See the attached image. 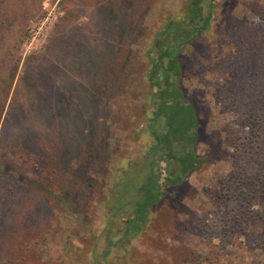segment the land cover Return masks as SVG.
<instances>
[{
	"label": "trees",
	"instance_id": "16d2710c",
	"mask_svg": "<svg viewBox=\"0 0 264 264\" xmlns=\"http://www.w3.org/2000/svg\"><path fill=\"white\" fill-rule=\"evenodd\" d=\"M77 1L87 4V0ZM253 1L250 5H243L253 17L250 24L234 15L230 18L232 24L224 31L214 28L217 0H184L182 5L169 10L164 6L161 22L144 52L145 63L139 65L135 76L128 67L131 64L130 55L119 63L117 69L111 67V64L117 63V54L110 48L100 53L86 46L84 61L78 66H70L79 74L89 66V62L97 61L93 76L98 77L100 82L92 83L87 91L92 96L86 103L83 102L86 119L79 114L77 106L69 107V130L54 124L50 127L49 138L40 139L46 146L48 157L42 166L46 170L40 175L42 177L23 181L21 176L1 167L4 175L17 176L22 183L43 194L52 208L49 216L55 217L61 206H66L72 215L77 216L78 222L68 224L66 229L68 240L64 251L68 253L63 264H151L134 247V242L152 247L158 243L164 245L170 260L165 264L220 262V253L210 257L182 245L181 240H178L176 250H171L169 242L189 230V221L179 218V214H185V209L177 204L175 193L185 190L188 179L216 161L221 151L216 137L207 144L204 153L197 151L199 143L206 144L209 140H206L207 134L203 130V109L200 108L204 92L190 90L184 82L195 76L197 80L201 79L196 87L206 85L198 72L201 68L198 59L201 62L208 58L207 62L224 71L227 78V83L216 87L214 94L211 90L215 103L220 104L222 100L224 106L232 111L238 104L244 103L251 59L264 48V0ZM41 2L0 0V120L20 63L16 52L21 34L19 23L35 14ZM74 2L60 0L61 4ZM96 4L103 8L114 33L130 37L136 35L135 14L139 0H101ZM212 32L216 34L214 42L201 46ZM54 36L48 49L55 50L57 47L58 34ZM197 46L206 52L198 56ZM224 48L228 53L220 57ZM260 67L261 63L255 65L253 75L258 84L263 75ZM69 84L77 92H82L77 85ZM129 85L137 86V92L146 100L134 106L133 110L139 111L140 119L133 123V130L116 140L111 149L107 133L97 128L95 114L104 94L126 90ZM259 100L245 111L255 132L260 131L262 117ZM122 138L133 144L140 143L141 150L133 155L127 144L122 147ZM20 152L22 158L30 157L26 150ZM238 157L241 158L240 155ZM35 162L39 164L37 159ZM57 163L60 178L52 176ZM257 198L261 196L256 192V202ZM97 217L99 225L90 229L89 224L94 225ZM248 217L247 220L258 222L264 228V209L260 208V203L254 204ZM244 222L245 219L241 220L236 230L238 234L246 230V226H242ZM56 233L55 228L48 225L43 234L26 240L22 246L13 244L16 233L4 237L9 243L2 242L0 238V264L41 260L45 253L41 244L55 239ZM252 240L264 253V232L252 235Z\"/></svg>",
	"mask_w": 264,
	"mask_h": 264
},
{
	"label": "rangeland",
	"instance_id": "374dc122",
	"mask_svg": "<svg viewBox=\"0 0 264 264\" xmlns=\"http://www.w3.org/2000/svg\"><path fill=\"white\" fill-rule=\"evenodd\" d=\"M100 1L87 0V4L83 5L77 0L70 4H61L60 0H42L39 10L19 23L21 34L18 36L20 42L16 52L20 63L0 120V238L2 242L9 243L4 237L16 233L17 238L12 240L13 244L22 246L26 240L43 234L48 225H52L57 232L55 239L41 244L45 251L41 260L20 262V258L16 257L19 264H63L68 253L64 251L68 240L66 229L68 224L78 222L77 216L72 215L66 206H61L52 220L49 216L52 208L43 194L31 185L22 183L17 177L21 176L26 181L42 177L40 175L45 173L42 166L48 157L46 146L40 139L49 138L50 127L54 124L69 130V107L77 106L79 114L84 119L87 117L83 111V102L86 103L89 96H92L87 91L92 83L100 82L98 77L93 76L97 61L89 62V66L79 74L71 70L70 66H78L79 62L84 61L83 50L86 46L100 53L110 48L117 54V63L111 64V67L117 69L119 63L130 55L131 64L128 67L135 76L139 65L145 63L144 52L149 48L151 38L161 22L162 8H177L184 0H139L135 14L138 30L131 37L124 33H114L103 8L96 4ZM253 2L217 0L215 30L224 31L232 24L230 18L234 15L250 24L253 17L243 5ZM236 3L238 6L231 12ZM57 34L56 49H48ZM9 39L11 42L12 38ZM207 39L201 46L214 42L216 34L212 32ZM197 47L198 56L206 52L204 48ZM226 53L224 48L220 57ZM200 60L201 68L198 72L207 84L196 87L201 79L197 80L195 76L184 82L190 90L204 92L200 108L203 109V130L207 134L206 140H209L206 144L199 143L197 151L204 153L213 137L220 142L221 151L216 161L188 179L185 190L175 193L177 204L185 209V214H179V218L189 221V230L169 241L171 250H176L178 240H181L182 245L209 254L210 257L220 253L218 264H264V253L252 240V235H261L264 228L258 222L247 220L255 203H260V208L264 209V48L251 59L250 75L246 80L247 96L244 103L238 104L233 111L226 108L222 100L220 104L215 103L211 96V90L214 94L216 87L227 83L226 74L208 63V58ZM258 63H261L260 69L263 70L259 84L253 76L256 72L254 67ZM69 83L80 87L82 92L71 88ZM137 90V86L129 85L126 90L101 97L95 121L98 130L103 129L107 133L111 149L113 143L123 135H128L133 130V123L140 119L139 111L133 109L146 99ZM257 99H260L262 117L260 131L255 132L245 111ZM256 135H259L258 138ZM121 143L122 147L127 144L133 155L141 150L138 142L133 144L122 138ZM21 150H26L30 157L22 158ZM36 159L39 164L35 162ZM2 166L17 176L4 175ZM55 166L56 171L52 176L58 175L60 178L58 163ZM255 191L261 196L257 202ZM244 219L246 222L242 226H246V230L238 234L236 230ZM99 223L97 217L94 225L89 224L90 229ZM133 245L151 264L170 261L168 249L162 244L152 247L134 242Z\"/></svg>",
	"mask_w": 264,
	"mask_h": 264
}]
</instances>
